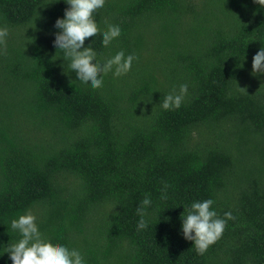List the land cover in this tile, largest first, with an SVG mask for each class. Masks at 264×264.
Masks as SVG:
<instances>
[{"label": "trees", "instance_id": "trees-1", "mask_svg": "<svg viewBox=\"0 0 264 264\" xmlns=\"http://www.w3.org/2000/svg\"><path fill=\"white\" fill-rule=\"evenodd\" d=\"M63 0H0V251L25 209L51 243L87 264H264V9L254 0H106L94 20L119 24L98 57L137 59L103 86L80 85L52 43ZM57 56V57H56ZM189 85L179 109L166 92ZM165 184L166 190L163 193ZM145 195L148 224L137 230ZM212 197L230 211L200 255L180 234L183 205ZM0 264H11L7 252Z\"/></svg>", "mask_w": 264, "mask_h": 264}, {"label": "clouds", "instance_id": "clouds-1", "mask_svg": "<svg viewBox=\"0 0 264 264\" xmlns=\"http://www.w3.org/2000/svg\"><path fill=\"white\" fill-rule=\"evenodd\" d=\"M55 3L57 0H47ZM66 7L63 15L56 17L52 33L55 50H60L63 60H67L66 72L74 73V79L82 86L92 89L103 86V76L111 73L119 78L127 74L137 59L134 53H125L123 49L114 54L98 57L85 42L90 38L101 37V44L108 47L121 35L119 24L104 20L101 30L94 16L105 6L106 0H63ZM264 9V0H254ZM12 33L6 24H0V45H4ZM57 57V56H56ZM252 74H264V46L260 47L251 58ZM189 85L181 83L178 87L166 92L161 101L164 110L179 109L188 95ZM165 184L163 193L166 190ZM214 200L208 197L193 200L187 206L183 205L180 222V234L191 241L197 254H204L210 245L222 236L229 219H233L230 211L218 215L212 207ZM152 206L149 195H145L136 208L139 217L137 230L148 224V210ZM11 229L17 234L16 238L3 246L0 255L7 252L11 264H87L82 251L77 247H70L63 243H51L37 227V216L31 209H25L10 220Z\"/></svg>", "mask_w": 264, "mask_h": 264}]
</instances>
